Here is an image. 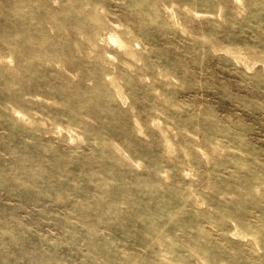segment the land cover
I'll use <instances>...</instances> for the list:
<instances>
[{"label":"rangeland","instance_id":"obj_1","mask_svg":"<svg viewBox=\"0 0 264 264\" xmlns=\"http://www.w3.org/2000/svg\"><path fill=\"white\" fill-rule=\"evenodd\" d=\"M0 264H264V0H0Z\"/></svg>","mask_w":264,"mask_h":264}]
</instances>
